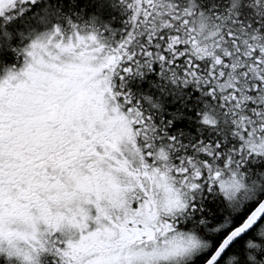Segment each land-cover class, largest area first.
Segmentation results:
<instances>
[{
	"label": "snow or ice",
	"instance_id": "snow-or-ice-1",
	"mask_svg": "<svg viewBox=\"0 0 264 264\" xmlns=\"http://www.w3.org/2000/svg\"><path fill=\"white\" fill-rule=\"evenodd\" d=\"M117 3L118 39L0 0V264H184L185 221L200 264H264V0Z\"/></svg>",
	"mask_w": 264,
	"mask_h": 264
},
{
	"label": "trees",
	"instance_id": "trees-1",
	"mask_svg": "<svg viewBox=\"0 0 264 264\" xmlns=\"http://www.w3.org/2000/svg\"><path fill=\"white\" fill-rule=\"evenodd\" d=\"M61 7L64 6V0H58ZM66 11L74 18L79 16L81 20H90L91 18H97V26L106 25L111 28L115 33L116 38H119V34L123 29V22L126 19L122 9L120 8L117 0H69V7ZM20 44L16 40L11 42L0 37V72L5 67L17 65L21 61L11 51L14 47H19ZM154 73H147L144 77H131L127 81V89L133 95L142 97L147 94H154L159 96L157 89L152 87V84L156 81L154 80ZM185 93H192L193 98L195 93L192 88L185 89ZM167 99V98H165ZM174 110L171 105L165 109V114L167 112ZM179 127H183V123L178 124ZM250 170L256 172L260 171V166L264 165V160H252L249 161ZM205 202L209 205H213L217 210V219L219 218V213L227 211L228 209L224 205L217 207L213 204V199L211 196L204 194L203 199L198 198V204L200 207H205ZM207 211V208H205ZM210 220L213 219L212 216L208 217ZM192 227L195 229L196 225L193 222ZM191 264H200L199 260L195 258Z\"/></svg>",
	"mask_w": 264,
	"mask_h": 264
},
{
	"label": "clouds",
	"instance_id": "clouds-1",
	"mask_svg": "<svg viewBox=\"0 0 264 264\" xmlns=\"http://www.w3.org/2000/svg\"><path fill=\"white\" fill-rule=\"evenodd\" d=\"M180 232L184 233V236L181 238L183 246L188 249V255L187 258L184 260V264H191V262L195 258V255L199 254L200 248L197 242L200 241L202 238L200 234L194 229H180ZM257 234L259 235V232ZM260 239H264V237H261ZM177 242L179 243L180 241Z\"/></svg>",
	"mask_w": 264,
	"mask_h": 264
},
{
	"label": "flooded vegetation",
	"instance_id": "flooded-vegetation-1",
	"mask_svg": "<svg viewBox=\"0 0 264 264\" xmlns=\"http://www.w3.org/2000/svg\"><path fill=\"white\" fill-rule=\"evenodd\" d=\"M20 65H21V63H20V64H17V65H12V66H10V67H19ZM3 74H4V71H3L2 73H0V77H2ZM192 225H193V222L185 221V222L181 225V229H184V230L194 229V228L192 227ZM209 226H211V225H209ZM195 258H196V257H195ZM195 258H194V259H195Z\"/></svg>",
	"mask_w": 264,
	"mask_h": 264
}]
</instances>
